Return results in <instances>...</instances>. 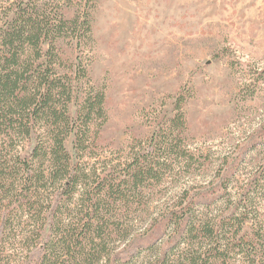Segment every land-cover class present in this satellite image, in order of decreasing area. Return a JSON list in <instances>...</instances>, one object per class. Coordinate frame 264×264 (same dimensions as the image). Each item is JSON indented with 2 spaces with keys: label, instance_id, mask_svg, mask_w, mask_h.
Masks as SVG:
<instances>
[{
  "label": "trees",
  "instance_id": "trees-1",
  "mask_svg": "<svg viewBox=\"0 0 264 264\" xmlns=\"http://www.w3.org/2000/svg\"><path fill=\"white\" fill-rule=\"evenodd\" d=\"M5 2L0 264H264V163L235 197L229 175L153 211L154 191L174 165L187 171L195 161L180 102L145 141L133 139L127 157L100 159L108 115L104 92L84 81L89 8L69 14L74 0Z\"/></svg>",
  "mask_w": 264,
  "mask_h": 264
},
{
  "label": "rangeland",
  "instance_id": "rangeland-1",
  "mask_svg": "<svg viewBox=\"0 0 264 264\" xmlns=\"http://www.w3.org/2000/svg\"><path fill=\"white\" fill-rule=\"evenodd\" d=\"M7 4L0 0V18ZM86 7L84 81L104 92L108 115L100 159L127 157L133 139L145 141L180 102L195 161L187 171L174 165L178 173L154 191L153 211L229 175L235 197L264 163V0H74L67 11ZM66 147L75 154L73 136Z\"/></svg>",
  "mask_w": 264,
  "mask_h": 264
}]
</instances>
